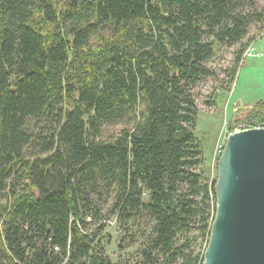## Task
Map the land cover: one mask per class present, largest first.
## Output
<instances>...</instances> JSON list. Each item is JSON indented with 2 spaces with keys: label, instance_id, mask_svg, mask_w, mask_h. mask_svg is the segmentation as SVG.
Returning <instances> with one entry per match:
<instances>
[{
  "label": "trees",
  "instance_id": "16d2710c",
  "mask_svg": "<svg viewBox=\"0 0 264 264\" xmlns=\"http://www.w3.org/2000/svg\"><path fill=\"white\" fill-rule=\"evenodd\" d=\"M262 1L0 0V264H114L110 219L133 264L202 263L195 90L225 50L234 82Z\"/></svg>",
  "mask_w": 264,
  "mask_h": 264
},
{
  "label": "water",
  "instance_id": "95a60500",
  "mask_svg": "<svg viewBox=\"0 0 264 264\" xmlns=\"http://www.w3.org/2000/svg\"><path fill=\"white\" fill-rule=\"evenodd\" d=\"M216 170L215 215L201 264H264V128L228 136Z\"/></svg>",
  "mask_w": 264,
  "mask_h": 264
},
{
  "label": "rangeland",
  "instance_id": "374dc122",
  "mask_svg": "<svg viewBox=\"0 0 264 264\" xmlns=\"http://www.w3.org/2000/svg\"><path fill=\"white\" fill-rule=\"evenodd\" d=\"M264 4V2L262 1ZM252 27L245 50L254 37L255 50L243 57L234 82L229 84L227 67L231 65L232 51L219 52L213 67L216 75L208 77L195 90L198 116L195 134L202 141L205 157V174L209 181L216 176V146L228 130L239 125L238 120L248 115V105L264 100V34ZM257 40V43L255 44ZM244 50V52H245ZM239 102L243 105H239ZM238 123V124H236ZM241 124V123H240ZM259 124V123H258ZM104 232L108 234L104 251L114 264H133L138 259V245L121 241L124 233L114 219L107 221Z\"/></svg>",
  "mask_w": 264,
  "mask_h": 264
},
{
  "label": "built area",
  "instance_id": "2783aa9c",
  "mask_svg": "<svg viewBox=\"0 0 264 264\" xmlns=\"http://www.w3.org/2000/svg\"><path fill=\"white\" fill-rule=\"evenodd\" d=\"M264 33V29L262 30ZM255 39L252 40L251 42V46L245 50V52L243 53V57L249 55V53L253 50H255V47L253 46V41ZM255 128H264L263 125H259V124H256V125H248V124H239V125H236L234 126L233 128H231L230 130H228L223 136H221V139L218 141L217 143V146H216V153L217 155H219L223 149V146H224V143H225V140L228 136L232 135L233 133H238V132H241V131H244V130H248V129H255Z\"/></svg>",
  "mask_w": 264,
  "mask_h": 264
},
{
  "label": "crops",
  "instance_id": "0c3cea01",
  "mask_svg": "<svg viewBox=\"0 0 264 264\" xmlns=\"http://www.w3.org/2000/svg\"><path fill=\"white\" fill-rule=\"evenodd\" d=\"M263 34H264V33H262V34L260 35V38L263 36ZM256 43H257V40H256L255 44H256ZM239 105H243V103L239 102Z\"/></svg>",
  "mask_w": 264,
  "mask_h": 264
},
{
  "label": "clouds",
  "instance_id": "9594fccd",
  "mask_svg": "<svg viewBox=\"0 0 264 264\" xmlns=\"http://www.w3.org/2000/svg\"><path fill=\"white\" fill-rule=\"evenodd\" d=\"M227 139V138H226ZM226 141V140H225ZM225 144V143H224ZM220 155V154H219ZM218 156V155H217Z\"/></svg>",
  "mask_w": 264,
  "mask_h": 264
}]
</instances>
